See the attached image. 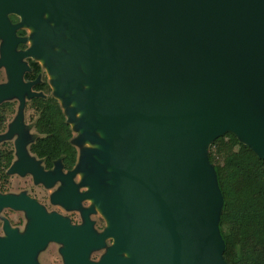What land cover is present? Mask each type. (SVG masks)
<instances>
[{
  "label": "water",
  "instance_id": "95a60500",
  "mask_svg": "<svg viewBox=\"0 0 264 264\" xmlns=\"http://www.w3.org/2000/svg\"><path fill=\"white\" fill-rule=\"evenodd\" d=\"M21 25L29 47L17 51ZM27 57L45 69L73 133L67 174L60 159L44 170L29 150L25 104L43 94L23 79ZM0 67V103L17 101L0 134L14 144L5 173L47 188L60 181L51 202L82 216L74 225L25 190L0 194V209L28 218L23 234L5 225L0 264H39L49 242L63 264H227L208 146L231 132L264 159V0H0Z\"/></svg>",
  "mask_w": 264,
  "mask_h": 264
},
{
  "label": "trees",
  "instance_id": "16d2710c",
  "mask_svg": "<svg viewBox=\"0 0 264 264\" xmlns=\"http://www.w3.org/2000/svg\"><path fill=\"white\" fill-rule=\"evenodd\" d=\"M37 100L40 104L36 105L33 126L39 135L30 144V151L46 167L57 159L71 167L76 160V148L70 142L72 132L58 101L50 95ZM12 112L13 107H8L0 121L4 122ZM11 159L12 150L0 147V174ZM208 159L214 166L224 200L219 228L225 243V261L264 264V159L231 132L213 141ZM233 213L236 215L232 216Z\"/></svg>",
  "mask_w": 264,
  "mask_h": 264
},
{
  "label": "flooded vegetation",
  "instance_id": "af4514ba",
  "mask_svg": "<svg viewBox=\"0 0 264 264\" xmlns=\"http://www.w3.org/2000/svg\"><path fill=\"white\" fill-rule=\"evenodd\" d=\"M8 18H9V21H10L11 24H18L20 22V18L21 17L18 14L9 13L8 14ZM15 35L18 38H26V41H24V42L20 41V42H18L16 44L15 50L21 51V50L27 49L29 47L28 37L30 35V29L28 27H24L23 25H21V27H17L15 29ZM23 60L26 62L27 66L29 67V70L26 71L24 73V75H23L24 81L33 82L32 86H31V90L33 92H37V93L41 92L43 94L42 96L32 97L31 99L27 100L26 104H25V113H26V111L29 112L30 108L32 109L31 113L32 114L34 113L33 115L32 114L30 115V118H29L30 120L29 121L26 120V115H25V122L28 123V124L29 123L32 124L31 132L34 133L35 138H36L39 134L34 129L33 124H34V119H35L38 111L36 109L37 106H35V107L33 106L32 107V105H31L32 103L31 102L34 99L37 100L39 98H45L46 97V91L49 90L48 93H50L51 88H50V85L48 83V75H47L45 69L43 68V66L41 65V63L39 61L33 59V58H30V57L24 58ZM27 75H28V77H27ZM5 81H6V73H5L4 67H0V83L1 82H5ZM10 106L13 107L12 114L15 113L16 107H17V101L16 100L3 101V102L0 103V117L2 116V114L5 111L8 110V107H10ZM33 116H34V118H31ZM11 118L12 117H9L4 122L0 121V134L6 131L7 123L11 120ZM0 120H1V118H0ZM9 142L10 141L0 142V147H2L4 145V146H7V148H9L10 150H12V159H13L14 144H13L12 140H11L10 143ZM76 157H77V150H76ZM54 161L52 162V165L50 167H46L44 162H43V160H42L41 164H42L44 170H52V169H54V166H55ZM75 162H76V160H75ZM75 162H74V164L71 167H67L65 165V163H63L61 161V164H60L61 172L63 174H67L69 171H71L75 167ZM27 176L30 178V179L28 178L29 184L28 183L24 184L22 178H24L26 176L21 177V176H18V175H8L4 171V173L0 174V194L18 193L21 190H25L26 194L29 197L34 198L36 201H38L41 205H43L45 207V209L48 212L55 211L58 214H61V215L65 216V217L69 218L71 224H74V225L81 224L82 216H81V211H79V209H71V210H69V209L64 208L61 204L52 203L51 202V199H50L51 193H53L55 190H58V188L61 187V182L60 181L55 182V184L52 187L47 188V187L43 186L42 184H35L33 182L32 177H30L29 175H27ZM72 181L75 184H77L79 192H83L86 189L85 187H82L80 185V182H79L80 181V176L77 173L72 175ZM28 187H29V189H28ZM35 187L39 188L40 191H41V189L43 191H45L46 202L43 201L44 200V198H43L44 194L41 195V194H39V192H36L34 190L32 191V189H34ZM48 203L50 205H52L53 207H55L56 209H49L47 207ZM81 204H82L83 207H86V206L90 205V201L89 200H83V201H81ZM65 213H68V214H65ZM67 215H71L72 218H70V216H67ZM94 215H98V214L97 213L90 214V218L94 222L93 228L97 232H101L104 229L103 224L101 223L102 225H100L98 227L97 223L99 222L100 218L98 217L99 216L98 215L97 216V220H96V219L93 218ZM27 221H28V218H27L26 214L23 211L17 210V209L8 208V207H5V208L2 207L0 209V238L6 237V234H5V231H4L5 225H8L9 228H11L12 230H15L16 233L23 234L24 230L26 228ZM105 242H106V244H107V242H109L111 244L112 243V239L111 238H107ZM50 243H52V242H49L48 245ZM48 245L46 246V248L48 247ZM44 250H42L41 252H39L35 256V260L39 264H44L40 260L41 253ZM99 259H91V260L98 261Z\"/></svg>",
  "mask_w": 264,
  "mask_h": 264
},
{
  "label": "rangeland",
  "instance_id": "374dc122",
  "mask_svg": "<svg viewBox=\"0 0 264 264\" xmlns=\"http://www.w3.org/2000/svg\"><path fill=\"white\" fill-rule=\"evenodd\" d=\"M47 95H50L51 97H52V94H51V91H50V93H46V96ZM54 98V97H53ZM32 104V107L34 106H36L37 104H40V101H38V100H33L32 102H31ZM32 112V109L30 108V110H29V112L28 111H26V113H25V115H26V120L27 121H29L30 119V115L32 114L31 113ZM34 114V113H33ZM32 114V115H33ZM36 114V113H35ZM14 115V113L12 114H10L9 115V117H12ZM8 117V118H9ZM31 118H34V116L33 117H31ZM30 124V123H29ZM72 136H73V133H72ZM11 142V141H10ZM9 142V143H10ZM213 143V142H212ZM212 143L208 146V151L210 150V147H211V145H212ZM28 176H26V177H24V178H22V180H23V183L25 184V183H28L29 184V180H28ZM18 179V178H17ZM30 179V178H29ZM28 189H29V187H28ZM36 191V192H39V194H41V195H43V198H44V200L43 201H45L46 202V195H45V191H43L42 189H41V191H40V189L39 188H37V187H35L34 189H32V191ZM48 201V200H47ZM49 205V206H48ZM48 205H47V207L49 208V209H56L55 207H53L52 205H50L49 203H48ZM65 214H68V213H65ZM97 214L99 215H94L93 216V218L94 219H96L97 220V216L100 218V220H99V222L97 223L98 225V227L100 226V225H102L103 224V227H105L106 226V224H107V221L105 220V218L100 214V212H97ZM236 215V213H233L232 214V216H235ZM67 216H70V218H72L71 217V215H67ZM102 223V224H101ZM102 229V228H101ZM109 240V239H108ZM110 245V243L109 242H107V245H106V247L107 246H109ZM60 244L59 243H56V242H52V243H50L49 245H48V247L41 253V256H40V260L44 263V264H63V258H62V255L59 253V248H60ZM106 247H104V248H100V249H97V250H94V251H92L91 252V254H90V258L91 259H99L102 255H103V253L105 252V250H106Z\"/></svg>",
  "mask_w": 264,
  "mask_h": 264
},
{
  "label": "crops",
  "instance_id": "0c3cea01",
  "mask_svg": "<svg viewBox=\"0 0 264 264\" xmlns=\"http://www.w3.org/2000/svg\"><path fill=\"white\" fill-rule=\"evenodd\" d=\"M9 141H11V140H9ZM13 152H14V151H13ZM13 159H14V155H13ZM13 159L10 161V164H11V162L13 161ZM10 164H9V165H10ZM9 165L7 166V168L9 167ZM7 168H5V170H4L5 172H6Z\"/></svg>",
  "mask_w": 264,
  "mask_h": 264
}]
</instances>
